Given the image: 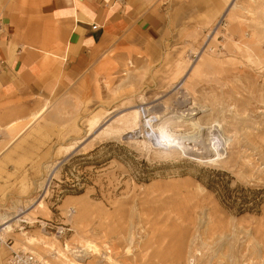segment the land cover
Segmentation results:
<instances>
[{"label":"rangeland","instance_id":"obj_1","mask_svg":"<svg viewBox=\"0 0 264 264\" xmlns=\"http://www.w3.org/2000/svg\"><path fill=\"white\" fill-rule=\"evenodd\" d=\"M142 1L160 38L0 119V238L50 264H264V208L203 184L264 188V0Z\"/></svg>","mask_w":264,"mask_h":264},{"label":"crops","instance_id":"obj_2","mask_svg":"<svg viewBox=\"0 0 264 264\" xmlns=\"http://www.w3.org/2000/svg\"><path fill=\"white\" fill-rule=\"evenodd\" d=\"M165 12L142 0H0V119L27 114L58 83L85 79L104 49L160 38ZM14 251L1 244L0 264Z\"/></svg>","mask_w":264,"mask_h":264},{"label":"trees","instance_id":"obj_3","mask_svg":"<svg viewBox=\"0 0 264 264\" xmlns=\"http://www.w3.org/2000/svg\"><path fill=\"white\" fill-rule=\"evenodd\" d=\"M214 193L221 206L236 215L258 214L264 208V188H243L236 186L230 189V181H215L210 179L203 183Z\"/></svg>","mask_w":264,"mask_h":264},{"label":"bare ground","instance_id":"obj_4","mask_svg":"<svg viewBox=\"0 0 264 264\" xmlns=\"http://www.w3.org/2000/svg\"><path fill=\"white\" fill-rule=\"evenodd\" d=\"M1 215V214H0ZM2 220H4V219H2L1 217H0V221H2ZM10 221L11 220H6V221H4L2 224H1V226H6V224H7V226H6V228H10L11 229V227H10V225H8L9 223H10ZM17 221V220H16ZM13 224H14V222H13ZM33 224H35V223H33ZM38 224H39V222H38ZM1 228V227H0ZM5 228V229H6ZM1 232H3V230H0V233ZM9 232V231H8ZM10 232H12V231H10ZM215 234V233H214ZM220 234V233H219ZM1 235V234H0ZM44 237H46V236H44ZM48 238V237H47ZM54 240L56 239V238H53ZM32 239H27L26 241L29 243V245H35V243L33 242V241H31ZM35 240V239H34ZM26 242V243H27ZM27 243V244H28ZM43 243V242H42ZM41 242L39 243L40 245L42 244ZM37 244V243H36ZM38 245V244H37ZM39 245V246H40ZM45 246V245H44ZM180 246V245H179ZM41 247V246H40ZM43 247V246H42ZM45 247H48L47 245L45 246ZM44 247V248H45ZM54 248V247H53ZM84 248L86 249V250H88V252H93V253H95V254H97V255H99L100 253H99V250H98V248L94 245V244H92L91 242H89V243H86L85 244V246H84ZM22 249V248H21ZM24 250H26L25 248H23ZM22 249V250H23ZM177 249V253H176V251H175V253H176V256L174 255V257H175V260L176 261H179L180 259H184L185 257H183V258H181L182 257V255L184 256V254H183V249L181 250V249H179L178 247L176 248ZM40 250V249H39ZM68 250V246H64V247H62V249L60 250V249H58L57 250V252H56V250H55V252H56V256H55V258L54 259H58V260H63V261H67V259H66V256H65V254L63 253L64 251H67ZM179 250V251H178ZM53 250H51V252H52ZM85 251V250H84ZM185 251V250H184ZM32 253V252H31ZM186 253V252H185ZM165 255V254H164ZM186 255V254H185ZM78 259H79V257L80 256H76ZM77 258H73V261L72 262H70V264H78V262H76V261H78V259ZM111 261V260H110ZM164 261V260H163ZM109 262V261H108ZM185 262V261H184ZM114 264V263H113Z\"/></svg>","mask_w":264,"mask_h":264},{"label":"built area","instance_id":"obj_5","mask_svg":"<svg viewBox=\"0 0 264 264\" xmlns=\"http://www.w3.org/2000/svg\"><path fill=\"white\" fill-rule=\"evenodd\" d=\"M93 30H96L97 27L93 26ZM3 32L2 25H0V35ZM141 113H143V110H141ZM59 237V236H58ZM61 239V238H60ZM11 240H3L0 238V245L1 244H7L10 243ZM11 258L7 261L6 264H50L48 260L44 259L43 257H39L38 255H35L27 250H15L11 254ZM55 254L50 255V259L55 258Z\"/></svg>","mask_w":264,"mask_h":264}]
</instances>
